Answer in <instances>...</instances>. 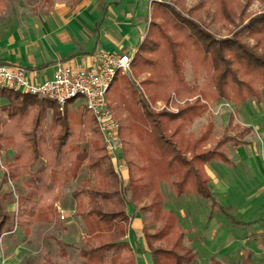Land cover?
Returning <instances> with one entry per match:
<instances>
[{
  "label": "trees",
  "instance_id": "1",
  "mask_svg": "<svg viewBox=\"0 0 264 264\" xmlns=\"http://www.w3.org/2000/svg\"><path fill=\"white\" fill-rule=\"evenodd\" d=\"M6 1L0 0V13ZM205 1L211 6L204 10V16L211 23L220 20L233 26L235 14L242 17L250 2L243 0L242 6V0H204L193 10L205 8ZM155 13L161 15L162 28L152 24ZM149 19L146 35L131 62L134 76L148 74L140 84L144 94L124 74H117L107 95L120 126V157L126 167L127 183L116 172L97 123L83 105L69 108L71 102L60 110L51 101L0 90V100L5 102L0 112L6 115L4 119L0 116V161L2 153H13L11 160L3 158L7 172L0 171V239L11 231L8 226L12 228L14 223L12 210H18L15 224L25 233L36 220L51 222L59 191L80 173L84 174L81 184L70 194L74 214L84 227V237L77 247L80 261L74 264H137L135 252L126 240L130 224L127 210L143 198L149 201L147 209L152 212L153 223H161L154 235L145 233L153 264H179L174 249L153 246L154 241H168L177 232L175 215L163 209V181H169L179 195L193 193L212 210L220 208L209 188L204 166L212 160L228 163V148L240 144L253 129L236 123L231 115L214 143L210 121L197 138L183 133L179 137V133L207 113L208 102L237 106L248 100L260 101L264 94V16L250 21L247 32V37L255 40L252 50L258 49V55L238 43L213 39L198 23L183 18L175 4L163 8L153 2ZM232 47L237 49L233 55ZM189 54L191 60L204 54L202 62L211 54L216 62L217 74L209 79L206 89L190 86L185 80L183 60ZM233 62L246 65L247 70L232 68ZM244 72L250 78L238 79ZM256 86L260 87L258 91ZM170 95L193 97L174 114L149 110L148 104L157 100L169 104ZM48 110H52L53 117L46 130ZM84 143L87 146H81ZM38 162L43 166L33 171L32 166ZM22 175L32 176L36 185L27 181L28 190L18 196L17 207L13 208L11 192L5 187L8 181ZM50 239L63 246L56 237ZM60 252L64 255L65 251ZM42 264L61 263L47 255ZM211 264L219 263L211 259Z\"/></svg>",
  "mask_w": 264,
  "mask_h": 264
},
{
  "label": "crops",
  "instance_id": "2",
  "mask_svg": "<svg viewBox=\"0 0 264 264\" xmlns=\"http://www.w3.org/2000/svg\"><path fill=\"white\" fill-rule=\"evenodd\" d=\"M153 2L53 0L50 6L39 10L3 12L0 17V64L24 67L34 72L35 79L41 82L51 79L60 65L72 70L93 67L102 52L134 54L146 35ZM225 109L227 123L232 115L236 123L253 129L240 144L228 148V163L212 160L204 166L209 188L220 207L214 212L227 214L230 220L227 229H222L221 224H217V231L213 229L210 221L215 217H209L211 208L205 200L193 193L177 194L169 181L160 185L163 209L173 212L177 219V241L171 243V248L168 241L163 240L154 241L153 246L168 249L178 246L175 255L179 264H211V259L219 264H264V95L260 101L248 100L237 106L213 103L211 112L208 110L196 117L179 137L182 133L195 138L201 136L203 121L206 124L210 121L214 143L227 126L224 124L222 131L217 132V121L224 118ZM120 174L122 180L127 181L126 167ZM67 202L73 206L70 200ZM54 204L63 211L64 219L60 214L57 217L64 222L65 231L71 232L76 223L72 217L74 212L66 207L68 205ZM137 204L139 201L127 210L130 224L126 240L135 252L137 264H153L145 233L154 235L161 223L154 224L152 212ZM207 216L210 220L206 223ZM148 226L155 227L153 232L147 230ZM236 226L243 228L244 237L234 236L232 231ZM83 237L79 238L80 243ZM204 246H207L205 251ZM235 246L240 250L233 251ZM0 247L3 264L12 263L4 253L22 250L20 246L7 249L2 240ZM64 257L60 254L58 262L66 261Z\"/></svg>",
  "mask_w": 264,
  "mask_h": 264
},
{
  "label": "rangeland",
  "instance_id": "3",
  "mask_svg": "<svg viewBox=\"0 0 264 264\" xmlns=\"http://www.w3.org/2000/svg\"><path fill=\"white\" fill-rule=\"evenodd\" d=\"M48 1L45 2V0H8L6 1L5 7L3 12L4 13H10L12 10L17 9V11L23 12L25 9H34V10H39L42 8H45L47 6H50L53 2V0H46ZM155 5H161L163 8L165 6H174L175 4V10L185 19L196 22L199 24V26L202 28L203 31L209 32L213 39L215 40H229L230 42H235L240 45H242L245 49L251 50L252 53L255 55L260 54V51L258 49L252 50V47L254 45L255 40L247 37V32L250 28V21H254L257 18H261L264 16V3L260 0H250L248 3V6L246 5V8L244 10V13L242 14V17H239L238 12L235 14V22L236 25H229L226 24L225 22H220L215 21V23H211L208 18L204 16V10L207 7H210V3L205 1V8L195 11L193 8L197 5H201L204 3V0H183V1H176V0H154ZM240 4L243 6L244 2L243 0L240 1ZM4 13H0V17L3 16ZM168 13V12H167ZM169 15V13H168ZM1 19V18H0ZM152 24L156 26H160L162 28V19L161 15L155 13V15L152 17ZM222 24H226L225 28L222 26ZM188 31V30H187ZM203 49V48H202ZM204 52V51H203ZM237 52L236 47H232L231 54H235ZM204 55V54H203ZM202 55V57H203ZM200 55H196L193 57L191 60L190 54L188 56L184 57L183 60V66H184V77L185 80L188 82L190 86H195L196 88H205L207 85L209 79L212 76H215L217 74V67L215 69L216 62L212 61V56L211 54L206 57L205 60H200L202 59ZM226 58H229V55H226ZM235 62L231 63L232 68H241V71L247 70V66L244 64H235ZM124 76L127 78L128 81H130L133 85L134 88L138 91L141 92L142 94L144 90L140 84L142 81H144L146 78H148V74H138L134 76L132 69L128 74H124ZM250 74H246L244 72V75L238 76V79H243V80H248L250 78ZM260 87L256 86V90L258 91ZM206 89V88H205ZM197 90V89H196ZM10 92V91H7ZM203 92L208 93V91L203 89ZM15 94V93H14ZM264 95V94H263ZM171 97L173 95H170ZM193 96H181V97H176L173 96V101L172 104H166L165 102H162L160 100H157L156 102L152 104H148V108L150 111L158 114L161 112H167V113H176L180 108H182L185 104V102L190 103L192 100L190 98ZM39 100H45L42 98H38ZM145 99V98H144ZM192 99V98H191ZM48 101V100H46ZM146 101V100H145ZM5 102L3 100H0V106L4 104ZM111 103V102H110ZM72 104V103H71ZM69 104V108H73L74 106L77 105H82L81 101H75L71 105ZM208 110L213 107L212 102H208L207 104ZM210 111V110H209ZM211 112V111H210ZM228 111L225 109L224 113L226 114L224 116V120L221 119L219 122L217 121V132H221V127L224 126V124L227 123L228 120ZM0 116L4 119L6 117L5 113L0 112ZM53 117V112L52 110H48L47 112V125H46V130H49V126L51 123ZM204 125L203 128H206V122L203 121ZM87 136H90L87 134ZM81 146L85 147L87 146L86 143L82 144ZM4 156H7V159L11 160L13 157V153L9 151L6 155L5 153H2V160L0 161V171L2 172H7L6 167L3 165V158ZM43 166L42 162H38L37 164L32 166V170H37L40 169ZM9 173V171H8ZM82 173H80L76 178H72L60 191L58 194V198L55 200L56 203H62L63 205H68V209H72L71 211L74 212V204L73 206L67 202V200L71 203L73 201L71 200L70 194L71 192L80 186L81 180L83 179ZM121 178V174L119 175ZM122 179V178H121ZM127 180V179H126ZM27 181L30 182L32 185H36L34 178L32 176H21V178L17 180H10L8 181L7 186L5 189L9 192H11V201H13L14 205L13 208L17 207V198L20 194L23 192H26L28 190V186L25 184ZM123 181V180H122ZM124 182V181H123ZM124 183H127L125 181ZM163 202V199H162ZM61 205V204H60ZM138 205V204H137ZM139 205L141 206L140 208H146L149 206V201L146 198H143L142 200H139ZM138 205V206H139ZM12 207V206H11ZM215 209H210L209 217H215L213 218V221H210L213 225V229L215 231L218 230L217 224H221V228H226L230 224L229 218H227V214H219L216 215L214 212ZM14 212V223L12 228L10 226L9 229H11L10 232H7L2 235L1 239L4 244L6 245L7 249H10V246L12 248L14 247H19L20 246V252H12L11 254L9 253H4L6 255L5 258L7 259L9 257L10 260H12L11 264H42L44 261L45 256L50 255L53 257L55 260L59 261V255L61 254L60 250L64 249V258H67L66 261H62L63 264H74L80 261V258L78 256V250L77 247L80 244L79 238L84 236V227L82 223L80 222V219L75 216L73 213L72 217L75 220V227L71 232L65 231V226L64 222L58 219L57 217L60 213L59 210L56 208L55 204L53 205V213L55 214V217L51 220V222H44V221H39L36 220L33 222L31 228L29 229L28 233H25L19 226H16V216L18 215V210H12V213ZM66 212V211H65ZM11 213V214H12ZM213 215V216H212ZM210 220L207 216V218H204V222H209ZM69 219L67 220V222ZM149 225V223H148ZM155 227L148 226L147 230L153 232V229ZM220 228V229H221ZM146 230V231H147ZM178 232V231H177ZM176 232V233H177ZM174 233V235L168 240L167 244L168 247H172V242L177 241V234ZM234 236H239V237H244L246 233H244V230L240 226H236V228L232 231ZM228 234V233H226ZM51 236L56 237L63 246H59L56 244V242L52 239H50ZM67 237H71L70 240L67 239ZM73 237V238H72ZM75 242H72V241ZM75 244L71 247H67V245L64 244ZM208 246H209V242ZM262 243H264V238L262 240ZM171 245V246H170ZM205 245V244H204ZM207 245V244H206ZM62 247V248H61ZM207 248V246H204V251ZM240 250L239 247H236L233 249V251H238ZM178 246L174 248V253H178ZM61 263V262H60ZM61 263V264H62ZM0 264H3L2 262V256H1V247H0Z\"/></svg>",
  "mask_w": 264,
  "mask_h": 264
},
{
  "label": "built area",
  "instance_id": "4",
  "mask_svg": "<svg viewBox=\"0 0 264 264\" xmlns=\"http://www.w3.org/2000/svg\"><path fill=\"white\" fill-rule=\"evenodd\" d=\"M134 54L102 52L90 68L72 70L58 66L51 79L37 81L36 74L20 66L0 64V90L28 94L57 104L62 110L67 104L81 101L99 128L103 144L113 160L118 175L125 167L120 152L122 141L108 92L117 74H128ZM173 96L169 104H172ZM177 112V111H176ZM64 219L63 211L59 210Z\"/></svg>",
  "mask_w": 264,
  "mask_h": 264
}]
</instances>
